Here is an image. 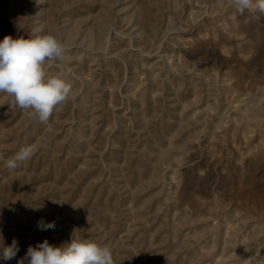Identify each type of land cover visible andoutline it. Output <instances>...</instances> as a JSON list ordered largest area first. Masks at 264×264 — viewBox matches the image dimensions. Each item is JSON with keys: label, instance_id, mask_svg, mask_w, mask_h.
Masks as SVG:
<instances>
[{"label": "rangeland", "instance_id": "1", "mask_svg": "<svg viewBox=\"0 0 264 264\" xmlns=\"http://www.w3.org/2000/svg\"><path fill=\"white\" fill-rule=\"evenodd\" d=\"M246 15L228 0H0V41L58 36L46 71L75 93L47 124L0 94V246H19L0 264L72 238L114 264H264V16Z\"/></svg>", "mask_w": 264, "mask_h": 264}, {"label": "clouds", "instance_id": "2", "mask_svg": "<svg viewBox=\"0 0 264 264\" xmlns=\"http://www.w3.org/2000/svg\"><path fill=\"white\" fill-rule=\"evenodd\" d=\"M37 4L42 0H36ZM236 14L245 17L250 13L264 16V0H228ZM64 42L55 34L30 33L28 38L5 35L0 41V94L11 98L10 105L47 124L54 110L75 98L73 87L60 74H50L46 65L59 60L65 53ZM37 146L23 147L4 165L15 171L31 159ZM41 231L55 228V222L38 221ZM19 252L13 238L8 246H0V259L11 261ZM17 264H114L113 251L91 239H71L59 246L47 239L35 246L29 245Z\"/></svg>", "mask_w": 264, "mask_h": 264}, {"label": "bare ground", "instance_id": "3", "mask_svg": "<svg viewBox=\"0 0 264 264\" xmlns=\"http://www.w3.org/2000/svg\"><path fill=\"white\" fill-rule=\"evenodd\" d=\"M19 31H20V30L17 29V30L14 32V35L16 36L15 38H17V35L19 34ZM34 31H35V30H34Z\"/></svg>", "mask_w": 264, "mask_h": 264}]
</instances>
